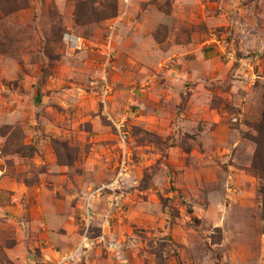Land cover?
<instances>
[{"label": "rangeland", "instance_id": "rangeland-1", "mask_svg": "<svg viewBox=\"0 0 264 264\" xmlns=\"http://www.w3.org/2000/svg\"><path fill=\"white\" fill-rule=\"evenodd\" d=\"M0 264H264V0H0Z\"/></svg>", "mask_w": 264, "mask_h": 264}, {"label": "built area", "instance_id": "built-area-1", "mask_svg": "<svg viewBox=\"0 0 264 264\" xmlns=\"http://www.w3.org/2000/svg\"><path fill=\"white\" fill-rule=\"evenodd\" d=\"M113 29V25L110 26V30ZM62 42L71 50H80L83 46V41L79 37L73 36L71 34H62Z\"/></svg>", "mask_w": 264, "mask_h": 264}]
</instances>
